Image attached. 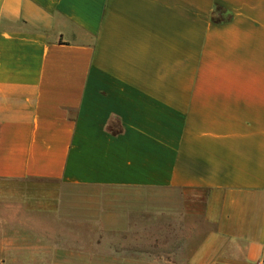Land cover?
I'll return each instance as SVG.
<instances>
[{"label":"crops","instance_id":"obj_1","mask_svg":"<svg viewBox=\"0 0 264 264\" xmlns=\"http://www.w3.org/2000/svg\"><path fill=\"white\" fill-rule=\"evenodd\" d=\"M263 260L264 0H0V264Z\"/></svg>","mask_w":264,"mask_h":264},{"label":"rangeland","instance_id":"obj_2","mask_svg":"<svg viewBox=\"0 0 264 264\" xmlns=\"http://www.w3.org/2000/svg\"><path fill=\"white\" fill-rule=\"evenodd\" d=\"M109 194H111V191H108ZM109 195L105 194V195H102V194H99V195H95L94 196V202L95 204H99L100 201H102V197L104 198L103 200L107 199L106 197H108ZM102 248V246H100Z\"/></svg>","mask_w":264,"mask_h":264},{"label":"built area","instance_id":"obj_3","mask_svg":"<svg viewBox=\"0 0 264 264\" xmlns=\"http://www.w3.org/2000/svg\"><path fill=\"white\" fill-rule=\"evenodd\" d=\"M263 263H264V260H263Z\"/></svg>","mask_w":264,"mask_h":264}]
</instances>
